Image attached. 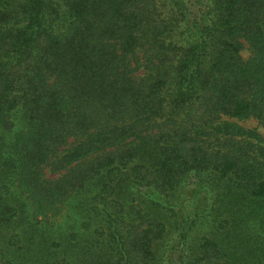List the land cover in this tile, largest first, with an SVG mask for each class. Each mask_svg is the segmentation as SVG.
<instances>
[{
	"label": "trees",
	"instance_id": "trees-1",
	"mask_svg": "<svg viewBox=\"0 0 264 264\" xmlns=\"http://www.w3.org/2000/svg\"><path fill=\"white\" fill-rule=\"evenodd\" d=\"M247 118L264 0H0V264H264Z\"/></svg>",
	"mask_w": 264,
	"mask_h": 264
},
{
	"label": "rangeland",
	"instance_id": "rangeland-1",
	"mask_svg": "<svg viewBox=\"0 0 264 264\" xmlns=\"http://www.w3.org/2000/svg\"><path fill=\"white\" fill-rule=\"evenodd\" d=\"M240 55L243 59H246L249 56V50L247 49L246 45L241 49ZM233 121L236 124L246 128V129L254 131V133L260 137V140H262V142H264V126L262 124H260L257 120H255L253 118H247V119H243V120L233 119ZM190 177H191L190 179L192 180L193 177L192 176H190ZM63 213H64V211L62 210L59 215H57L56 217H53V218H49V219L60 220L63 217L62 216ZM47 216L51 217L49 214ZM53 216H55V214ZM38 217L47 218V217L40 216V215H38Z\"/></svg>",
	"mask_w": 264,
	"mask_h": 264
}]
</instances>
